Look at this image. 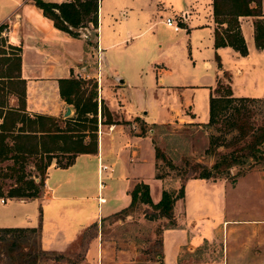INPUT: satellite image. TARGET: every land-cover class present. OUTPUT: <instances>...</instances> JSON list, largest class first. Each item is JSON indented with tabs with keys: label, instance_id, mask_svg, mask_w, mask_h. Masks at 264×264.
Wrapping results in <instances>:
<instances>
[{
	"label": "crops",
	"instance_id": "1",
	"mask_svg": "<svg viewBox=\"0 0 264 264\" xmlns=\"http://www.w3.org/2000/svg\"><path fill=\"white\" fill-rule=\"evenodd\" d=\"M166 1L174 6L177 0H100L97 45L91 46L86 36L92 34L89 27H85L88 30L82 27L81 35L74 36L56 26L54 20L45 15L34 0H0V36L7 43L21 48V78L25 82L27 112L32 116L42 114L55 117L63 129L67 128L68 123L74 125L76 109L73 103L63 97L60 80L76 77L97 80L99 105L103 101L113 115V121H105V117L99 114L97 152H80L68 166L58 165L57 157H53L47 169L45 188L37 197L0 196L4 204L10 197L15 201L12 207L25 208L20 215L12 212L9 217H2L0 227H38L47 248L69 250L89 226L95 224L103 229V226L111 223L116 212L130 204V192L137 181L144 180L150 184L155 202L161 198L165 180L156 175L153 129L150 128L148 132L145 127L153 123L208 122L210 97L220 81L229 83L235 96L264 97V48L256 44V16H240L249 48L248 54L243 55L231 45L215 46L217 23L214 0H190L195 5L194 23H190L189 19L182 20L184 26L181 29L184 30L174 29L179 31L173 32L174 37H159L158 48H171L183 39L188 41L190 49L193 44L198 46L200 43L203 48L212 49L215 62L205 60L204 64L215 70L214 81L197 85L200 88L206 86L202 98L204 119H201L198 108L201 103L197 101L196 84L175 81L173 69L165 61L155 62L157 76L167 74L170 78L168 86L179 93L193 86L189 89H193L194 94L184 97L181 102L165 105L160 111L165 121L150 120V110L144 111L142 105H135L128 110V99L123 88L126 84H133L126 76H122L112 58H108L107 51L122 38L114 22L109 24L108 31L105 30L104 3L111 6L113 3L121 6L130 4L136 9L142 5L143 9L144 2H148L155 3V11H160L163 9L162 3ZM262 6L264 9V0ZM113 10L109 11V15H114ZM120 12L126 16L124 7ZM149 22L148 28H151L154 23L152 20ZM134 23L141 26L138 17H135ZM126 32L128 36L132 34L130 28ZM194 35L197 38L194 39ZM99 49L102 53L100 62ZM9 55L10 51L0 53V56ZM0 63L3 69L7 67L5 62ZM4 79L9 78L0 77V80ZM157 80V84L163 87L165 77L160 76ZM7 89V98L0 100L4 104L0 105V110L4 111L20 103L16 89ZM248 90L254 92L250 94ZM0 91L4 92V88L0 87ZM69 107L71 112L67 114ZM3 121L4 117L0 114V125ZM89 140L90 136L86 135L85 141ZM7 141L12 143L13 138L8 137ZM57 154L62 158L69 153L57 151ZM251 175L264 179V173L255 169L240 175L235 183L226 177L189 178L185 197L178 199L175 204L177 225L163 228L157 264H264V212L241 215L224 203V189L227 186L235 188ZM158 181L162 184L161 193L155 197L152 184ZM101 184L104 185L102 190ZM210 207L218 213L217 217L215 213L210 215ZM103 220L108 223L103 225ZM197 254L199 257H193Z\"/></svg>",
	"mask_w": 264,
	"mask_h": 264
},
{
	"label": "rangeland",
	"instance_id": "2",
	"mask_svg": "<svg viewBox=\"0 0 264 264\" xmlns=\"http://www.w3.org/2000/svg\"><path fill=\"white\" fill-rule=\"evenodd\" d=\"M162 5V10L155 11L157 6L155 3L144 2L143 9L142 5L136 9L130 4L121 6L113 3L111 6L104 3L105 30L108 31L109 24L114 22L117 25L118 34L122 38L119 43L107 51L108 58H112L122 76H126L133 84H126L123 88L128 99L127 109L130 110L135 105H142L144 111L150 110L149 119L157 121H165V118L161 116L164 114L160 112L165 105L170 102H181L184 97L192 96L194 90L189 89L193 86L187 87L180 93L172 90L168 86L170 78L167 74L157 76L154 67L156 61H165L173 69V79L178 83H194L196 87L201 83H213L215 73V70H211L204 64L205 60L215 62L213 51L210 48L209 50L203 48L201 43L198 46L193 44V48L190 49L188 41L181 39L171 48L159 50V37H174L173 32H179L166 23L167 17L171 16L179 21L182 12L186 11L181 9L187 8L188 18L186 20L189 19L193 24L195 14V5L191 4L190 0L174 1V6L166 1ZM122 7L126 9V16L120 12ZM113 8L114 15L111 16L109 11ZM176 9L178 10L174 12ZM135 17H138L141 26L134 23ZM149 20L154 23L151 28H148ZM181 25L184 26V24ZM88 27L93 32L94 27L92 25ZM127 28L131 29L130 36L126 32ZM141 31L144 33L136 35ZM195 38L197 35H194ZM166 45L165 47H167ZM10 46L11 44L0 36V51L12 52L13 49ZM5 57L0 56V61L4 63ZM6 64V68H10L12 72L16 71V65L12 62ZM6 68L3 69V64L0 63V74ZM160 76L165 77L164 83L162 82L163 87L157 84V78ZM0 81L2 82L0 87L4 88V92L0 91V100L7 98L6 87H8L7 90L21 89L22 87V83L15 80ZM88 87L90 88L91 84H88ZM205 87H198L196 92L197 101L201 103L198 106L201 119H204L202 98L205 94ZM221 92L226 93L224 89ZM253 92V90H248L247 93ZM263 127L264 97H249L234 101L214 124L202 121L153 123L150 127L148 125L147 130L150 132V128L153 129L151 132L153 140L166 156L158 159V171L164 172L166 175L164 187L178 190L187 177L198 173L193 169L196 162L212 166L216 160L231 154V152H247L254 135ZM213 138L216 139V144L213 143ZM148 144H151V141H148ZM261 146L264 149V143ZM149 150L152 155L151 145ZM37 159L39 156L34 154L27 160L28 177L34 174L40 175L35 166ZM13 162L12 159H6L4 162H0V167L13 164ZM171 164H175L176 167H172ZM188 169L189 172L184 173ZM254 169L264 173V158L256 160L252 155L243 156L242 161L232 166L225 176L229 175L228 179L232 181L234 176H240L239 172L242 171L244 174ZM39 178L40 176L36 179L39 180ZM2 180L5 192L3 196L7 197L8 190L15 179L8 176ZM161 185L160 181L152 184L155 197L160 195ZM102 187L104 185L101 184L100 190L103 189ZM44 188L45 183L41 193ZM224 193V203L241 215L264 212V179L262 180L258 176L251 175L235 188L227 186ZM14 203L15 201L10 197L6 204L0 200V220L2 217H9L12 212L20 215L25 211L22 206L12 207ZM210 208L212 210L210 215H213L215 211L213 207ZM150 210L149 206L143 205L130 216L127 215L118 220H115L114 218L117 217L113 216L108 225L106 224L108 221L104 223L103 220V225L106 224L103 229L102 226L100 229L95 224L89 226L71 248L64 251L71 261L57 259L58 254L53 252L56 249L46 247L38 227L24 231L1 230L0 264H157L163 228L169 224V219L165 216L149 219L145 216V211ZM214 215L217 217L218 213ZM193 257L197 258L199 255Z\"/></svg>",
	"mask_w": 264,
	"mask_h": 264
},
{
	"label": "trees",
	"instance_id": "3",
	"mask_svg": "<svg viewBox=\"0 0 264 264\" xmlns=\"http://www.w3.org/2000/svg\"><path fill=\"white\" fill-rule=\"evenodd\" d=\"M34 1L43 9L45 15L54 20L56 26L70 32L74 36L81 35L82 27L92 25L94 29L92 34L86 35L87 42L91 46L97 45L100 0ZM213 4L217 23L215 27V46L217 48L223 45H231L241 54H248L249 48L241 28V15L256 16L254 21L255 40L258 47L264 48V9L262 0H214ZM1 30L2 26H0V35ZM10 47L13 51L10 52L9 56H6L5 62H12L16 65V71L12 72L10 68H6L0 74V77H7L10 80L22 83V87L15 90L19 96V106L9 107L6 111L0 110V114L4 117V121L0 125V162L6 159L14 161L13 164L0 167V196L5 193L2 179L9 176L14 177L15 181L8 190V196L31 198L40 194L45 183L47 169L53 157H57L58 165L68 166L75 161L78 153L98 151L99 114L101 113L102 118L105 117V121H113V115L103 101L99 105L97 80L76 77L62 78L60 80L63 97L69 103H73L76 109L77 117L74 125L68 123L67 128L63 129L59 124V120L55 117L42 114L30 115L26 110L25 82L21 78V48L15 45ZM2 52L0 51V53ZM216 56L219 65H221L219 54L217 53ZM87 83L91 84L90 88L86 86ZM223 89L226 93L221 92ZM240 98L248 99L249 97L235 96L231 85L220 81L215 93H212L210 97V118L207 123L214 124L218 122L220 115L234 101ZM0 105L4 104L0 103ZM145 130H147V127H145ZM86 135L90 136L89 141H85ZM8 137L13 138L12 143L7 141ZM60 140L63 142L61 143ZM212 141L215 144L217 143L215 138ZM263 143L264 127L254 135L247 152H231V154L224 155L221 159L216 160L212 166L196 162L193 169L196 172L198 171V173L187 177L178 190L164 187L161 198L156 202L152 198L150 184L144 180H139L130 192V204L116 212L115 217L119 219L132 214L138 207L147 205L151 208L150 211H145L147 218L156 219L165 216L169 219V224L166 226L177 225L175 204L178 199L185 197L186 181L189 178H229V175L225 176V174L229 172L232 166L241 162L243 156L252 155L256 160L264 158V149L261 146ZM154 144L156 150V175L166 181L165 173L158 171V159L166 156L155 141ZM244 149L246 151V148ZM57 151L69 154L61 158ZM34 154L39 156V159L35 161V166L40 175L34 174L28 177L26 162ZM63 158H66V160H63ZM171 166L176 167L175 164H171ZM6 168L8 171L4 170ZM188 172L189 169L185 170L184 173L187 174ZM242 173L241 171L238 175ZM38 176H40L39 180L36 179ZM238 177L237 175L234 176L231 182L235 183ZM36 228L0 227V231H24ZM53 252L58 254L57 259H69L64 251L55 250ZM68 261L71 260L69 259Z\"/></svg>",
	"mask_w": 264,
	"mask_h": 264
},
{
	"label": "built area",
	"instance_id": "4",
	"mask_svg": "<svg viewBox=\"0 0 264 264\" xmlns=\"http://www.w3.org/2000/svg\"><path fill=\"white\" fill-rule=\"evenodd\" d=\"M188 18V11H183L181 14V19L179 21H177L174 17L168 16L166 19L167 24L171 25L175 30H179L181 29L182 25H181V21L182 20H186ZM102 53H100V49H99V62H100V58ZM2 201H5V198H2Z\"/></svg>",
	"mask_w": 264,
	"mask_h": 264
},
{
	"label": "water",
	"instance_id": "5",
	"mask_svg": "<svg viewBox=\"0 0 264 264\" xmlns=\"http://www.w3.org/2000/svg\"><path fill=\"white\" fill-rule=\"evenodd\" d=\"M71 112V108L69 107L68 109H67V114H69Z\"/></svg>",
	"mask_w": 264,
	"mask_h": 264
}]
</instances>
